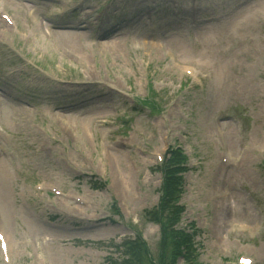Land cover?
<instances>
[{
  "label": "rangeland",
  "instance_id": "rangeland-1",
  "mask_svg": "<svg viewBox=\"0 0 264 264\" xmlns=\"http://www.w3.org/2000/svg\"><path fill=\"white\" fill-rule=\"evenodd\" d=\"M14 1L18 9L32 5L43 23L25 54L47 70L64 67L76 81L94 82L52 86L17 59L22 38L0 36L1 230L14 264H120L122 243L135 234L132 223L159 202L162 175L152 153L164 151L168 130L177 141L186 135L193 152L181 197L184 224L200 231L195 264H236L242 252L264 264V155L252 150L264 145V0H113L116 31L97 26L99 18L109 19L107 8L88 20L85 14L55 19L49 10L60 0ZM99 1L82 2L84 12ZM92 39L100 49L84 53ZM152 40L170 47L181 63L204 69L210 75L204 91L174 73L162 51L148 46ZM134 44L147 47L138 53ZM137 94H155L154 109L139 111ZM51 112L62 125L48 121ZM38 123H47L57 139L36 133ZM84 132L114 157L129 196L120 191L114 168L87 150ZM124 134L131 148L117 143ZM224 146L232 153L227 166L221 164ZM36 182L79 195L88 205H45ZM115 204L125 217L106 220L116 215ZM142 231L156 256L160 227L149 222Z\"/></svg>",
  "mask_w": 264,
  "mask_h": 264
},
{
  "label": "trees",
  "instance_id": "trees-1",
  "mask_svg": "<svg viewBox=\"0 0 264 264\" xmlns=\"http://www.w3.org/2000/svg\"><path fill=\"white\" fill-rule=\"evenodd\" d=\"M179 159L178 154H172L165 167L161 206L163 213L159 220L162 224V238L156 261L150 257L145 245L137 239L129 242L128 259L125 260V264H177L181 258L190 260L191 236L174 228L180 221L179 209L175 206L181 181Z\"/></svg>",
  "mask_w": 264,
  "mask_h": 264
},
{
  "label": "bare ground",
  "instance_id": "bare-ground-1",
  "mask_svg": "<svg viewBox=\"0 0 264 264\" xmlns=\"http://www.w3.org/2000/svg\"><path fill=\"white\" fill-rule=\"evenodd\" d=\"M7 236H8V234H7Z\"/></svg>",
  "mask_w": 264,
  "mask_h": 264
}]
</instances>
